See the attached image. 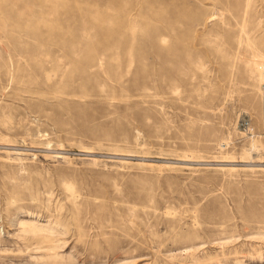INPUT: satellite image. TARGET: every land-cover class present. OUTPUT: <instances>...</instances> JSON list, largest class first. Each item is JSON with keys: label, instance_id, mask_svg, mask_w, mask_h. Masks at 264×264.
<instances>
[{"label": "rangeland", "instance_id": "1", "mask_svg": "<svg viewBox=\"0 0 264 264\" xmlns=\"http://www.w3.org/2000/svg\"><path fill=\"white\" fill-rule=\"evenodd\" d=\"M0 264H264V0H0Z\"/></svg>", "mask_w": 264, "mask_h": 264}]
</instances>
